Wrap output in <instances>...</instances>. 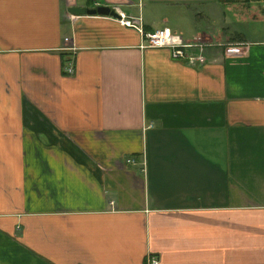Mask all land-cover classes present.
Instances as JSON below:
<instances>
[{
	"label": "crops",
	"instance_id": "1",
	"mask_svg": "<svg viewBox=\"0 0 264 264\" xmlns=\"http://www.w3.org/2000/svg\"><path fill=\"white\" fill-rule=\"evenodd\" d=\"M151 257L264 264V0H0V264Z\"/></svg>",
	"mask_w": 264,
	"mask_h": 264
},
{
	"label": "built area",
	"instance_id": "2",
	"mask_svg": "<svg viewBox=\"0 0 264 264\" xmlns=\"http://www.w3.org/2000/svg\"><path fill=\"white\" fill-rule=\"evenodd\" d=\"M118 10V9H117ZM121 16L118 18L122 24L135 27L146 38L145 46L166 47L170 50L174 58H182L186 62L196 63L203 61V49L205 42L199 38L185 40L181 35L175 32L169 25H164L154 31H146L143 27L141 15H129L119 11ZM66 39H69L66 37ZM197 49L199 51H197ZM227 54H242L244 45L241 43H230L226 47ZM148 264H160V259L156 257L149 258Z\"/></svg>",
	"mask_w": 264,
	"mask_h": 264
},
{
	"label": "water",
	"instance_id": "3",
	"mask_svg": "<svg viewBox=\"0 0 264 264\" xmlns=\"http://www.w3.org/2000/svg\"><path fill=\"white\" fill-rule=\"evenodd\" d=\"M70 11L75 14H105L111 15L115 18H119L121 16L120 12L115 7L107 4H99L93 7L73 5L70 7Z\"/></svg>",
	"mask_w": 264,
	"mask_h": 264
}]
</instances>
